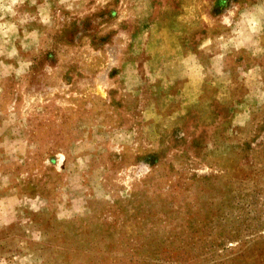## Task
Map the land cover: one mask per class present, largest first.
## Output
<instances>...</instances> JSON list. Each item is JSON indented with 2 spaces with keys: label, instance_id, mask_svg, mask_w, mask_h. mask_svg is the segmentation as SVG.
<instances>
[{
  "label": "rangeland",
  "instance_id": "374dc122",
  "mask_svg": "<svg viewBox=\"0 0 264 264\" xmlns=\"http://www.w3.org/2000/svg\"><path fill=\"white\" fill-rule=\"evenodd\" d=\"M189 2L0 0V264H264V0Z\"/></svg>",
  "mask_w": 264,
  "mask_h": 264
},
{
  "label": "crops",
  "instance_id": "0c3cea01",
  "mask_svg": "<svg viewBox=\"0 0 264 264\" xmlns=\"http://www.w3.org/2000/svg\"><path fill=\"white\" fill-rule=\"evenodd\" d=\"M205 3L206 1L208 2V10L207 12H205L206 10H204V13L201 14V12H199V5H198V2H196V0H190V2L188 3L187 7L189 10H195V16H204L205 20H206V24L204 26H202L200 29V31H207V30H212L209 28L208 24H210L212 22L213 19H216V18H220V21H221V24H225L226 20L230 17V15H233L235 13V9L238 10L237 8H240V16H243V14L246 12V14H248L251 17L254 18V16L258 17L260 16L259 14H257V11L255 9H252L251 6L252 4L251 3H247V4H241L240 0H238V2H234L233 4L231 3L230 4V8H228L227 5H222L221 1L222 0H203ZM225 1V0H224ZM232 5V6H231ZM225 7V8H222V7ZM250 7L249 9H246V7ZM219 7V8H218ZM233 7V8H232ZM218 10V16H213V12H214V15H215V10ZM214 10V11H213ZM262 17H264L262 15ZM252 19V18H251ZM253 22L252 21L250 23V26L248 27L247 24H246V30H252L254 32V30H257V27H254L253 26ZM208 23V24H207ZM203 25V23L201 22H198V25ZM209 28V29H208Z\"/></svg>",
  "mask_w": 264,
  "mask_h": 264
}]
</instances>
